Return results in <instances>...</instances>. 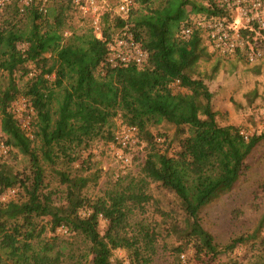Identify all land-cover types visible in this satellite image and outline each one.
Returning a JSON list of instances; mask_svg holds the SVG:
<instances>
[{
  "label": "trees",
  "instance_id": "trees-1",
  "mask_svg": "<svg viewBox=\"0 0 264 264\" xmlns=\"http://www.w3.org/2000/svg\"><path fill=\"white\" fill-rule=\"evenodd\" d=\"M154 1L134 0L138 8L134 5L127 19L147 59L122 67L106 62L107 43L126 21L110 11L101 17L97 35L72 0H48L45 13L36 5L20 12L14 2L0 10V71L8 76L0 90V134L7 146V153L0 155V192L15 190L10 199L0 201V264H113L110 258L117 248L128 251L129 264H149L159 231L131 218L152 198L150 182L172 192L183 211V241L177 251L190 247L194 255L207 257L203 264L216 259L217 264H264V251L246 262L218 258L257 239L264 215L252 233L224 244L198 220L200 209L239 179L247 156L264 138V133L245 136L236 125L218 123L213 92L196 76L198 61L209 56L205 37L198 29L188 38L179 34L191 24V13L222 15L224 9L217 0H159L151 6ZM73 11L86 28L67 34ZM17 72L26 77L22 84ZM18 98L31 109L29 131L12 108ZM116 117L121 126H135L137 137L146 142L141 174L118 177L102 195L86 196L89 175L53 166L89 163L90 153L84 157L80 150L96 139L113 142ZM161 123L175 126L178 150L173 155L155 145L149 127ZM11 148L28 158V171L20 174L2 163ZM55 175L65 186L59 204L47 190V177ZM60 226L81 236L84 247L65 252L66 232L56 231Z\"/></svg>",
  "mask_w": 264,
  "mask_h": 264
},
{
  "label": "rangeland",
  "instance_id": "rangeland-1",
  "mask_svg": "<svg viewBox=\"0 0 264 264\" xmlns=\"http://www.w3.org/2000/svg\"><path fill=\"white\" fill-rule=\"evenodd\" d=\"M158 4L159 0H156L151 6ZM136 8H138L137 4ZM200 15L191 13L190 17L195 19ZM85 26L86 23L80 20L77 11L69 12L65 33L69 34L72 29L82 31ZM203 43L209 56L198 61L196 76H200L213 92L212 104L218 113L216 115L218 123L236 125L246 136L264 133V55L256 62H248L244 52L223 56L214 51L206 40ZM19 75L20 72H17L16 76ZM49 77L53 78L54 74ZM25 79L26 77L19 76L18 83L22 84ZM7 81V74L0 71V90L7 85ZM12 108L18 118L32 120L25 99H16L12 103ZM112 124L114 133L122 127L117 117L113 118ZM149 129L155 136V145L159 151L169 155L176 153L178 143L175 139V126L161 123ZM147 150L146 142L140 138L134 140L126 149H122L111 140L96 139L86 150H80L84 157L90 153L89 163L80 167L78 162L69 164L58 162L53 168L68 170L71 174L89 175L91 180L83 189V193L95 197L110 189L118 177L129 175L138 177ZM124 156H128V162H124ZM4 160L2 163L11 166L15 172L22 174L28 171V158L16 148H11L8 157ZM246 166L245 171L229 190L214 197L198 213L201 225L220 244L228 242L234 236L249 235L264 215V138L258 141L247 156ZM57 179V175L48 176L46 181L53 202L59 204L64 199L65 186L59 184ZM148 192L152 198L143 209L135 210L131 219L132 222L149 224L159 231L155 243L156 252L149 264H203L207 257L202 254L194 255L192 248L189 247L184 251L175 249L183 241L180 228L184 222V214L177 197L157 182L149 183ZM19 194H21L20 189ZM45 220L46 218L40 223H45ZM104 228L105 221L101 220L99 224L101 233ZM56 231L65 233L59 230V227ZM62 235V242L66 245L65 252L83 248L85 245L81 236L73 235L71 232ZM262 236H264V224L257 239L239 245L231 253L222 254L218 257L219 260L237 259L246 262L256 258L264 251V245H260ZM110 259L113 264H117V261L123 264L130 262L128 251L124 248L113 250ZM217 260L211 264H217Z\"/></svg>",
  "mask_w": 264,
  "mask_h": 264
},
{
  "label": "built area",
  "instance_id": "built-area-1",
  "mask_svg": "<svg viewBox=\"0 0 264 264\" xmlns=\"http://www.w3.org/2000/svg\"><path fill=\"white\" fill-rule=\"evenodd\" d=\"M72 1L77 11L91 23L97 35L101 33V17L106 11L126 20L120 28L115 30L107 43L108 65L111 67L140 65L147 59V51L135 39L127 20L131 8L135 5L134 0ZM12 2L17 5L20 12L26 7L36 5L39 11L45 13L48 0H0V10ZM217 3L224 9L222 15L201 14L195 19L190 18L191 24L181 27L180 36L188 38L193 29H198L211 48L220 55H233L240 49L244 51L249 62L261 58L264 55V0H217ZM246 30L249 31L247 34L244 33ZM29 74L31 75L32 71ZM19 120L22 128L29 131L30 121L25 118ZM137 138L135 126L123 125L114 136L113 143L126 149ZM6 153L7 146L0 134V155ZM123 160L128 162V156H124ZM14 192L13 188L1 191L0 201L10 199ZM59 230L67 231L64 226H60Z\"/></svg>",
  "mask_w": 264,
  "mask_h": 264
}]
</instances>
